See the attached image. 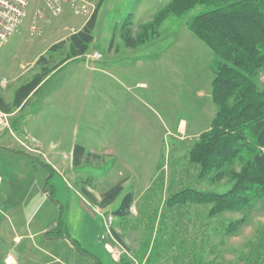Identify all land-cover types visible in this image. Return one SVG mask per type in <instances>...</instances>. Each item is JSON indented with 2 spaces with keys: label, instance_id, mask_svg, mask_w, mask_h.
I'll return each instance as SVG.
<instances>
[{
  "label": "rangeland",
  "instance_id": "obj_1",
  "mask_svg": "<svg viewBox=\"0 0 264 264\" xmlns=\"http://www.w3.org/2000/svg\"><path fill=\"white\" fill-rule=\"evenodd\" d=\"M98 1L101 9L94 29V40L88 52L81 59L71 61L76 64L69 66L72 69L81 67L84 77L82 95H77L76 100L67 102V105L75 104V107L66 110V115L62 111L64 106L67 107L63 99L57 97L51 104L45 105L42 103V95L34 96L16 116H10V129L13 130L15 141L18 143L14 147H18L16 150L21 153L29 152L43 167V164L48 165L52 171H48L51 177L56 174V181H62L63 196L73 191L79 193L82 203H90L86 205L94 208V214L89 215V220L102 219L101 238L111 242L113 264L119 263L122 257L129 259L133 264H145V259L140 260L145 247L149 248L152 264H198L199 256L204 263L264 264V198L256 200L250 208L224 211L214 216H210L209 207L202 205L194 204L182 208L167 206L168 198L187 184L220 193L226 192L232 184L230 176L215 180V174L198 181L195 166L189 161V153L200 135L186 138L183 132L167 131L172 123V126H175V121L182 118L188 121L196 119L197 127L202 122L203 113L212 118L217 111V106L212 100L211 86L214 78L213 52L187 26L189 18L206 10L208 6L198 5L184 16L169 15L160 25L145 29L142 41L138 44L141 48L128 52L121 34L123 22L131 20L132 33L139 37L140 33L144 32V26L152 23L155 15L171 0ZM38 3L39 0H31L28 11ZM89 19L74 14L71 8L65 5L61 15L48 13L47 18L39 20L38 25L43 31L41 35H31L29 13L19 30L0 49V81L3 78L11 80L18 77L17 82H26L41 71L42 65L54 66L60 63L69 53V43L53 52L47 45L68 38L79 31L83 22ZM113 48H116V51L113 52ZM42 55H45L46 59L39 64L37 60ZM126 55L132 56L134 60L136 57L143 58L140 64L134 61L133 69L136 70L133 72L136 77H141L147 86H151L146 90L145 98L153 105L155 112L151 114L147 111L142 100L140 111L138 104L134 107L140 112L137 116L131 114L130 117H124L119 114L112 117L111 121L115 122L110 123L111 110L123 108L124 102L127 103L125 109H128L133 101L124 100L123 95H105V90L104 93L100 91L97 94L98 88L95 85L98 82L106 87V77L110 76L107 72L117 77L113 68L108 71L107 64L113 59L122 60ZM145 55L151 58L146 59ZM94 76L96 81L93 80ZM120 81L123 79L116 81L117 85H120ZM259 86L264 88V71L259 73ZM209 89L211 93L208 92ZM160 97L162 100H159ZM30 114L35 119L29 118ZM22 115L33 120L29 129L36 132V135L46 136V140L52 145L56 143V146H51V150L64 151L65 163L54 161L52 155L43 153H48L46 150L49 149L32 148L28 142L21 141L28 133L22 129H13L12 121L16 119L15 122L20 125L21 121L17 120ZM136 119L139 122L142 120L141 124L147 127L149 140H153L146 149V155L136 159V164L114 165L107 162V155L99 157L90 153L79 166L73 164L71 150L74 143L85 142L90 145V137L94 133H100L95 142H109L110 132L106 131L109 123L115 124L114 135L123 140L124 133L120 130ZM204 119L206 120V117ZM149 126L156 127L157 134L162 138L161 146L156 149L154 144H158V138L154 142L155 132ZM90 129H94V132ZM191 132L190 127V136ZM62 144L65 146L60 147ZM30 165L31 161L14 157L0 149V175L4 179L0 187V206L2 202L13 199L20 191L17 186L21 182L19 178L31 172ZM40 171L42 174L46 173L42 168ZM126 177L129 178L125 183L127 188L122 186L120 196L112 204L102 206V196L106 189ZM84 189L92 194V198L86 196ZM127 193H132L134 197L130 213L126 217L116 216L114 211ZM52 199L55 200V196ZM67 200L68 203L69 198ZM67 203L60 217L63 232L83 240V218L78 212L80 208L75 210L71 202ZM3 208H6L5 204ZM59 216L60 208L50 200L37 214L36 219L48 223L52 218L59 221ZM109 218L112 222L107 228L106 222ZM11 220L7 215L0 213V223L4 229L10 230L7 226ZM234 222L238 224L229 232L228 228ZM114 231L123 238L124 243L114 237ZM59 243L61 245V242ZM83 248L86 246L83 245ZM56 251L64 258L67 257L68 250H63L61 246H58ZM73 253L78 257V264L88 263L82 254L77 251ZM66 260L69 261L68 257ZM102 262L108 264L106 261Z\"/></svg>",
  "mask_w": 264,
  "mask_h": 264
},
{
  "label": "trees",
  "instance_id": "obj_2",
  "mask_svg": "<svg viewBox=\"0 0 264 264\" xmlns=\"http://www.w3.org/2000/svg\"><path fill=\"white\" fill-rule=\"evenodd\" d=\"M198 5H207L208 8L189 18L187 26L213 52L214 78L211 86L217 111L209 128L194 142L189 161L195 166L197 179L202 180L212 174H215V180L230 176L232 184L222 193L187 184L168 198L167 206L202 205L209 207L210 216H214L224 211L250 208L256 200L264 198V88L259 86V73L264 71V0H171L155 15L152 23L144 26L139 37L133 35L129 19L123 22L121 34L126 46H136L142 41L145 29L160 25L169 15L184 16ZM99 6L83 28L51 46L50 51L53 52L69 43V53L60 63L42 65L40 72L16 90L11 103L0 94L3 111L11 113L20 108L31 93L48 85L64 66L81 59L88 52L94 40ZM45 59L42 55L37 63L41 64ZM85 152L82 145L74 147L75 166L80 165ZM43 165L52 172L48 165ZM121 184L117 183L103 194L102 206L112 204L120 196ZM84 193L92 198L86 189ZM133 201L132 193L125 194L114 211L115 215L126 217ZM60 217L59 224L62 222ZM237 224L231 223L228 231L232 232ZM50 233L57 234L54 230ZM113 234L124 243L116 231ZM59 235H65L63 230ZM73 244L89 254L97 264H102L75 240ZM151 257L149 248L145 247L140 260L145 259V264H152ZM197 262L216 264L204 263L200 256ZM117 264L133 262L122 257Z\"/></svg>",
  "mask_w": 264,
  "mask_h": 264
},
{
  "label": "crops",
  "instance_id": "obj_3",
  "mask_svg": "<svg viewBox=\"0 0 264 264\" xmlns=\"http://www.w3.org/2000/svg\"><path fill=\"white\" fill-rule=\"evenodd\" d=\"M40 5L41 3L39 1L36 6L34 5L30 12L28 11V15L30 13L31 19L30 24H32L34 14ZM86 21L88 20H85L83 22L81 28H83V26L86 24ZM55 43L56 42L48 44L47 47L50 49L51 46ZM137 48H141V46L136 45L130 47L125 45V49H127L128 52H135ZM44 49H46V47ZM114 51H116V48H113V52ZM129 56L130 55L124 56L122 58L123 61L113 59L112 62L107 64L108 71H111V69L113 68L112 70L116 72L117 77L114 76V74H111V72H107V74H109L110 76L106 77L108 78V84H106V87L98 82L95 85V87L98 88L96 89L97 94H99L100 91L103 92L105 90V95H123L124 100L127 99L133 101L132 105L128 107V109H125L127 103L124 102L123 108L111 110L110 123L112 122L111 118L115 117L116 115L119 116V114L124 117H130L131 114L137 116V113H140L139 111L141 110V107L139 105L142 100L144 101L143 107L146 108L147 111H150L151 114H154L155 112L153 110V105L148 102V100H146L145 98V95H147L146 90L151 88V86H147L146 82L142 80L141 77H136V75L134 74L135 72H133V70H136L133 69V66L135 65L134 61H136L137 64H140L143 58L141 59L139 57H136L137 59L134 60L132 56ZM147 57L151 58V56L145 55L146 59ZM71 64H76V62L68 63L51 78V81L48 85L44 86L38 91L35 90L33 93H31L20 108H17V110L14 112H11V116H16L17 113L22 108H24L29 103V101H31V99L36 95H42V103H45V105L51 104L52 101L57 99V97L60 100L63 99L64 104L67 107L65 108L64 106L62 111L64 112V115H66V110L69 111L70 108H72L73 106L75 107V104L67 105V102H69V100H76L77 95H79V97L80 95H82L84 83V77L82 75L81 67H75L72 69L71 67H69ZM22 66L23 64L21 65V67ZM120 78L123 79L122 82H119L121 86L117 85L116 83V81L120 80ZM17 79L18 77L16 79L13 78L11 80L3 78V80L0 81V94L5 98L8 103H11L13 101L16 90L22 84L31 80L29 79L26 82H17ZM93 80L96 81L95 76L93 77ZM109 85L111 86L108 87ZM111 91L114 94L111 93ZM208 92L211 93V90L209 89ZM159 100H162L161 97L159 98ZM137 104L139 106V111L137 108H134L137 106ZM205 110L203 111L205 112ZM202 116V122L197 127L195 126L196 119L188 121L182 118L175 121V126H172V123L170 129H167V131H175L176 133L183 132L186 135V138L198 137L203 131L209 128L211 119H213V116L212 118L210 115L207 117V115L204 113L202 114ZM204 117H206V120L204 119ZM29 118L35 119L32 114H30ZM15 120L12 121L13 129H15L16 131L22 129L25 133H28V136H25L26 139H20L21 141L24 140L28 142L29 146H31L32 148L49 149L46 150L48 153L44 151L43 153L52 155L54 161H58L59 163H65V158L63 157L64 151L61 150L57 152L56 149L51 150V146H54L56 143L52 145L50 141L46 140V136L40 137L36 135V132H33L29 129V127L32 126V119H27L24 115H22L21 117H19V120H17L21 121L20 125L17 124ZM141 121L142 120H140L139 122L136 119L133 123H130V125L128 126L124 125V128L120 130L124 133L122 137L123 140H121L119 136L114 135V133L116 132L115 124L109 123L106 128L107 133L110 132L109 142L105 144L95 142V138H98V134L100 133H98L97 135H94V133L93 136L90 137V145H87L85 142L74 143V147L76 145H82L86 149V152L80 160V164L85 160L84 157L89 153L97 155L99 157L101 155H107V162L113 163L114 165H125V163H135L136 159H139L141 156L144 157L146 155V149L151 145L153 140H149L147 135V127L145 125L143 126L141 124ZM113 122H115V120ZM207 122L208 124L205 125V123ZM190 127L192 130L191 136L189 135ZM149 128L154 129V142L155 139L158 138V141L156 142L158 144H154L156 149L157 147L161 146L162 138L161 136H159V134H157L158 132L156 127L149 126ZM90 131L94 132V129H90ZM96 132H100V130H96ZM15 137L16 136L12 129L6 131V133H4L0 137V149L2 151L9 152L14 157H21L22 159H26V161L28 160V162L31 161L30 166L32 170L28 174L22 175L19 178L21 179V182H19L17 186L18 190L20 191L15 194L16 196H14L13 199H11L10 201L2 202V205L0 206V213H3L4 216L7 215L8 219H12L10 225L7 226L10 228V230L4 229L3 225L0 223V264H78V257L75 253H73V251H77L78 253L82 254L85 260H88L87 264H94V259L89 254H85L80 251L73 244V240H75L82 249L87 250L90 254L98 258L102 264L104 263L102 261H106L108 264H111L113 262L110 253L112 246L111 242H109V240L107 239L101 238L103 221L101 218H99V216V221L89 220V215L94 214L92 212L94 208H90L89 206H87L90 204L88 201L85 204L82 203V197H80L79 193L70 191L68 195L65 194V196H63V188L61 187L62 181L59 182L60 179L59 181H56V174H54L51 180L48 181V178L52 175L48 172L45 167L40 165L29 152L21 153L16 150L18 147H14V145L18 143L15 141ZM59 146H65V144ZM74 147L71 150L73 156ZM40 168H42L43 171H46V173L42 174L41 171L39 172ZM127 178L128 177L121 178L117 182L119 183L125 181L122 186H124V188H127L128 185L125 184L129 180V178ZM197 180L200 181L199 179ZM3 181L4 179L0 175V187L3 184ZM113 185H116V183ZM146 188H148V186ZM52 194L55 196V200L52 199ZM67 198H69L68 203ZM50 200L51 202L56 204L57 207L60 208V216H62V209L66 203L70 204L71 202V205L74 207L75 210L78 207L80 208L78 212L82 215L83 218V240L76 239L65 233V235H59L61 230H63V222L59 224L57 218H52L53 220L48 223H44L43 221L36 219L37 214L42 210L46 202L49 203ZM4 204L6 208H3ZM52 230H54L57 234L54 235L50 233ZM59 242H61V245ZM83 245H85L86 248H83ZM58 246H61L63 250H68L67 257L69 261L66 260L67 257L64 258L60 255V252L56 251Z\"/></svg>",
  "mask_w": 264,
  "mask_h": 264
},
{
  "label": "built area",
  "instance_id": "obj_4",
  "mask_svg": "<svg viewBox=\"0 0 264 264\" xmlns=\"http://www.w3.org/2000/svg\"><path fill=\"white\" fill-rule=\"evenodd\" d=\"M31 0H0V49L9 41V38L20 28L28 16ZM41 5L34 14L30 25V34L43 32L38 22L47 18L48 13L61 15L65 5H68L74 14L91 18L98 6V0H39ZM10 113L0 108V137L10 129ZM111 218L106 222L107 228L111 225ZM105 237V235H103Z\"/></svg>",
  "mask_w": 264,
  "mask_h": 264
},
{
  "label": "water",
  "instance_id": "obj_5",
  "mask_svg": "<svg viewBox=\"0 0 264 264\" xmlns=\"http://www.w3.org/2000/svg\"><path fill=\"white\" fill-rule=\"evenodd\" d=\"M97 264V263H96Z\"/></svg>",
  "mask_w": 264,
  "mask_h": 264
}]
</instances>
